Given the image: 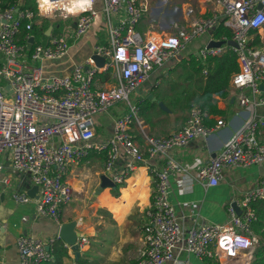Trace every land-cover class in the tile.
Wrapping results in <instances>:
<instances>
[{"label":"built area","instance_id":"1","mask_svg":"<svg viewBox=\"0 0 264 264\" xmlns=\"http://www.w3.org/2000/svg\"><path fill=\"white\" fill-rule=\"evenodd\" d=\"M192 1L203 7L201 13ZM29 2L34 11L19 6L3 8L0 1V54L4 59L0 77L11 90L9 96L0 91V177L5 161L14 172L28 174L32 186L37 187L36 211L58 222L61 208L73 198L66 175L89 155L104 154L102 174L119 187L139 168L146 167L155 178V192L145 211L136 264H194L190 257L200 262L249 264L259 243L251 225L257 220L254 204L264 201V181L234 203L240 215L230 206L227 221L188 229L182 226L171 203L170 181L194 173L200 183L213 187L218 185L224 169L264 163V113L258 114V109H264V0H185L180 9L181 21L172 22L166 31L148 30L145 35L138 32L137 26L149 11L150 0ZM99 15L108 24V41L95 46L69 75H47L41 65L25 63L62 59L76 40L89 34ZM71 19L75 22L69 37L60 32L43 43L34 39V25ZM23 23L27 34L19 43L17 36ZM221 25L230 31V39L212 38L214 29ZM204 35L208 41L193 57L203 61L229 50L238 71L228 80V93L249 112L231 140L208 163L187 167L170 152L223 127V120L207 128L205 121L211 115L192 106L180 131L166 138H153L145 133L138 105L131 96L156 67L183 58L186 46ZM212 40L223 44L207 48ZM94 56L102 59L101 67L96 66ZM106 72H110L113 82L96 88L97 75ZM121 102L128 109L115 120L112 135L106 141H95L94 115ZM133 129L138 131L144 148L146 145V156ZM158 159L161 166L153 164ZM1 182L7 184L8 179L2 178ZM13 201L28 204L31 198L15 193ZM76 245L83 249L88 245L87 238L79 237ZM16 246L19 264L52 260V251L39 238L20 235Z\"/></svg>","mask_w":264,"mask_h":264},{"label":"crops","instance_id":"2","mask_svg":"<svg viewBox=\"0 0 264 264\" xmlns=\"http://www.w3.org/2000/svg\"><path fill=\"white\" fill-rule=\"evenodd\" d=\"M191 4L197 12L203 11V7L197 2L192 1ZM174 17L181 21V12L174 14ZM144 21L145 15L141 22L144 31L137 28L142 35L148 31ZM92 38L93 35H90L89 39ZM207 41V35L197 38L186 46L183 58L170 60L161 68L156 67L143 87L131 96V101L139 102L151 95L155 98V86L159 85L160 77L167 74L180 60L193 57ZM80 49L81 47L73 44L68 54L60 60L42 64L27 60L25 63H33L31 66L35 67L41 65L47 75H69L74 65L82 63L93 52L92 50L90 53L81 54ZM3 64L4 59L0 54V66ZM112 82L109 72L107 81L103 82L96 77L95 87L104 88ZM0 91L7 96L11 94L8 84L1 77ZM137 96H141L140 100ZM232 100L229 93L224 100L217 98V107L223 112L222 115L210 114V118L205 121L207 128H214L216 120L221 119L224 122L223 127L194 139L185 147L173 149L170 155L187 167L208 163L248 118V109L239 107ZM126 108L127 104L121 102L94 115L95 141H106L112 135L115 120L125 114ZM167 113L169 117L162 120L153 119L147 122L140 118L148 136L166 138L181 130L188 113L184 118H177L170 110ZM262 113L264 109H258V114ZM133 134L146 156V145L144 148L138 131L133 129ZM104 159V154H91L79 166L69 169L65 179L73 190V198L61 208L58 222L38 214L37 192L33 198L30 197L28 204L13 201V194L28 195L33 186L28 174L14 172L8 162H4L0 177V264H19L16 239L20 235L39 238L52 251V260L44 264H136V251L146 223L145 211L149 208L155 192V178L146 167L139 168L123 186L99 190ZM153 164L161 166L162 161L158 159ZM2 178H7L8 183H2ZM263 181L264 163L261 166L224 169L218 185L213 187L200 183L193 173L190 177L170 181V200L184 229L193 225L223 223L229 218L230 206L235 205L246 192L260 186ZM254 208L257 220L251 225V229L259 240H264V201L255 203ZM62 226L70 228L67 241L59 237ZM79 237L87 238L88 245L74 250ZM185 259L183 256L182 260ZM189 259L194 264H205L193 257ZM243 261L242 258L241 263Z\"/></svg>","mask_w":264,"mask_h":264},{"label":"trees","instance_id":"3","mask_svg":"<svg viewBox=\"0 0 264 264\" xmlns=\"http://www.w3.org/2000/svg\"><path fill=\"white\" fill-rule=\"evenodd\" d=\"M0 1L3 8L19 6L21 9L35 10L29 0ZM145 20H147V16H145ZM59 24L61 23L42 22L40 25H34V39L42 38L47 41L49 38L45 35L47 28L52 26L51 35L57 34L60 33L57 29ZM26 34L27 31L23 23L17 36L19 43L24 42ZM230 37V31L222 25L212 32V38L215 40L222 38L228 40ZM204 70L206 74L203 73ZM237 71L238 66L229 50L218 56H209L203 61H198L195 57L182 59L159 79V85L155 87L154 93L156 102L150 99H143L138 102V116L147 122L169 117V113L161 110L157 102L164 103L177 118H184L192 106H198L211 115H222L223 112L217 107V98L224 100L227 97L228 80ZM97 77L103 82L107 81L109 72L98 74ZM55 249H57V245H55ZM203 263L219 264L217 261L211 260H204ZM249 264H264V240H259Z\"/></svg>","mask_w":264,"mask_h":264},{"label":"rangeland","instance_id":"4","mask_svg":"<svg viewBox=\"0 0 264 264\" xmlns=\"http://www.w3.org/2000/svg\"><path fill=\"white\" fill-rule=\"evenodd\" d=\"M184 3L185 1L183 0H150L149 11L145 14V16H147V20L144 21L145 29L155 31L168 30L173 21H178V18H175L174 14H179V11ZM102 18V15L97 16L92 23L89 34L74 42L76 46L81 47V54L90 53L95 46L102 45L98 43H105L108 41V24L107 22H104ZM74 22L75 20L73 19L62 22L61 24L57 25V29L62 35L69 37L72 30L71 26ZM141 22L142 20L140 21L137 28L142 32L144 31V28L141 26ZM91 34L93 35V38L89 39ZM36 42L43 43L44 40L36 39ZM31 65L34 64L31 63ZM144 84H141L139 88H142ZM140 98L141 96H137L138 100H140ZM136 103L138 104V102ZM127 109L128 107L126 110ZM221 262L222 264H225L224 261Z\"/></svg>","mask_w":264,"mask_h":264},{"label":"water","instance_id":"5","mask_svg":"<svg viewBox=\"0 0 264 264\" xmlns=\"http://www.w3.org/2000/svg\"><path fill=\"white\" fill-rule=\"evenodd\" d=\"M52 26H49L45 32V35L47 37L50 36L51 31H52ZM32 41V38L30 39V42ZM223 44L222 41H210L207 48H219L221 47V45ZM227 44L229 46H234V43L232 41H228ZM94 60L96 63L97 67H101L102 65V59L94 56ZM148 99H151L152 101H156L155 98H153V96H149ZM233 101V100H232ZM158 105L160 107L161 110L165 111V112H169V109L162 103V102H158ZM104 188H112L115 189L116 185L111 182L106 176L102 175L100 176V185H99V190L104 189ZM37 192V187L33 186V188L30 190V192H28L29 197L33 198L34 197V193ZM232 207L234 208L235 212L240 215V210L235 206L232 205ZM69 230L70 228L68 226H62L61 230L59 232V237L63 240V241H67V236L69 234ZM77 246L74 247V250H77Z\"/></svg>","mask_w":264,"mask_h":264}]
</instances>
